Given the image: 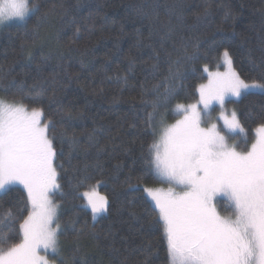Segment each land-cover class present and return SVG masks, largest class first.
<instances>
[{
	"label": "trees",
	"instance_id": "1",
	"mask_svg": "<svg viewBox=\"0 0 264 264\" xmlns=\"http://www.w3.org/2000/svg\"><path fill=\"white\" fill-rule=\"evenodd\" d=\"M28 3L23 23L0 27V100L42 109L43 122H52L63 165L51 195L62 228L57 264L74 255L76 264H169L163 226L143 191L158 183L149 146L175 107L195 100L222 68L225 51L242 79L264 82V0ZM236 111L247 131L263 125L264 91L243 93ZM89 185L108 202L95 221L81 195ZM24 197L16 186L0 195V219L15 215ZM4 234L5 247L22 239Z\"/></svg>",
	"mask_w": 264,
	"mask_h": 264
},
{
	"label": "snow or ice",
	"instance_id": "2",
	"mask_svg": "<svg viewBox=\"0 0 264 264\" xmlns=\"http://www.w3.org/2000/svg\"><path fill=\"white\" fill-rule=\"evenodd\" d=\"M28 11L26 0H3L0 25L13 17L24 19ZM223 58L227 71L210 73L208 84L199 87L203 110L197 104L177 105L183 118L164 128L160 141L149 146L147 165L154 166L158 181L170 185L167 190H143L163 222L169 264H264V125L244 151L229 145L217 124L201 126L202 111L214 101L223 107L226 96L264 91V82H246L232 67L227 51ZM178 76L173 74V79ZM166 91L171 95L173 89ZM43 117L42 109L28 111L23 104L0 100V193L14 184L26 192L16 214L9 210L0 219V264H49L41 250L59 253L62 228L50 193L59 188L57 168L63 165L56 164L55 137H49L52 122H43ZM221 117L230 132H244L235 111L230 119L223 113ZM149 125L155 135L158 126L151 118ZM88 187L81 195L95 218L106 211L108 202L95 185ZM218 206H225L229 215H221ZM24 212L28 215L17 228L15 222ZM5 229L22 234L20 242L5 247ZM69 264H76L75 255Z\"/></svg>",
	"mask_w": 264,
	"mask_h": 264
},
{
	"label": "rangeland",
	"instance_id": "3",
	"mask_svg": "<svg viewBox=\"0 0 264 264\" xmlns=\"http://www.w3.org/2000/svg\"><path fill=\"white\" fill-rule=\"evenodd\" d=\"M2 2H3V0H0V3H2ZM26 2H27V6H28L29 11L26 14V16L24 17V19H20L18 17H13L11 19L5 20L3 25H0V27H4V26L7 27L9 25H16V24L23 23L29 17V15L31 13V8L29 6L28 0H26ZM226 71H227V65L224 63V59H223L222 68L217 70V71L215 70L212 73H217V72L224 73ZM209 79L207 81H205V82H202L201 84L207 85L208 82H209ZM200 85L198 86V88L196 90L197 98L195 100H193L192 102H190L189 104L184 105V107H187V106L192 105V104H197L198 108L203 110V105L199 103V101H200V95H199V87H200ZM254 91H259V89H251V90H249L247 92H254ZM239 98L240 97L226 96L225 97V103H224L223 107H221V105L219 103L214 101L208 110L202 111V125L201 126L202 127H207V126H209L210 124H213V123L217 124L218 128H220L223 131V133L228 137L229 145L236 144L238 151H244L247 148H249L253 142H255V140L257 138L256 129L259 126H261V125L254 127L250 132L247 131L244 127H243L244 132H240L239 130H237L236 132H230L224 126V120L221 117V113H223L224 116H227L229 119L231 118V114H232L233 111H235L236 114H237L236 101H238ZM5 102L6 103H14V102H10V101H5ZM27 109H28V111L32 110V109H29V108H27ZM174 113H175V117L170 122H168L165 125L164 128L175 124L177 120H180V119L183 118L184 112L182 110L178 109L177 107H175ZM162 135H163V131H162L161 135L159 136V138L157 139L156 142L160 141V138H161ZM154 171H155V169H154ZM57 183H58V180H57ZM12 186H16V187H19L22 190H24L23 186L19 185V184L10 185V186H8V188H10ZM169 186L170 185L167 182L158 181V183H156V184H154V185H152L150 187H146V188H161V189L167 190V188ZM177 190H179V189H177ZM56 191H57V189L54 190L53 192H51L50 193V197ZM4 193L5 192H2V193H0V195H2ZM144 194H145V192H144ZM99 195H102V196L105 197V195H103L101 193H99ZM145 197H146V194H145ZM146 199L148 200L150 205L155 209L154 202H152L150 200V198L146 197ZM219 199L223 200L225 198L221 197ZM84 206L88 210V212H89V214L91 216V219L93 221L99 219L102 215H104L106 213V211L98 213V214L95 215V218H93V213H92L91 207L88 205V202H87L86 198H84ZM224 207L225 206H218V210L221 212V215H229L228 212L224 211ZM155 211L157 212V215H158V209H155ZM57 214H58V212H57ZM161 224L163 226V222L162 221H161ZM163 233H164V231H163ZM164 238H165V243H166V247H167V242H166L165 235H164ZM58 248H59V244H58ZM41 255H46L47 256V258L49 259V264H57V261L60 258V254L59 253L58 254H54L50 250L47 253H45L43 250H41Z\"/></svg>",
	"mask_w": 264,
	"mask_h": 264
}]
</instances>
